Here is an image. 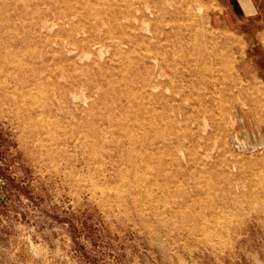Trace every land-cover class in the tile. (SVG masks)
I'll return each instance as SVG.
<instances>
[{"label":"rangeland","instance_id":"374dc122","mask_svg":"<svg viewBox=\"0 0 264 264\" xmlns=\"http://www.w3.org/2000/svg\"><path fill=\"white\" fill-rule=\"evenodd\" d=\"M118 2L0 0V264H264V0L141 4L167 11L137 30L169 32L166 106L141 40L57 31L116 30Z\"/></svg>","mask_w":264,"mask_h":264},{"label":"bare ground","instance_id":"6f19581e","mask_svg":"<svg viewBox=\"0 0 264 264\" xmlns=\"http://www.w3.org/2000/svg\"><path fill=\"white\" fill-rule=\"evenodd\" d=\"M148 1L150 0H119V7L111 14L113 16L112 21L117 27L116 30H113L110 27L102 29L100 27L102 26V23H90L87 25L85 22H81V20L78 21L77 25H74V20L67 18L59 22L57 31L61 32L62 34L72 35L71 37L73 38L74 42L82 45L83 48H80L79 45H77V47L81 49L83 53L85 52V48L95 45V38L98 37L96 35H99L98 31H103L105 38H108L111 44L114 42L113 46L115 47L116 52H123L121 48L123 43H127L130 45V47L135 49L141 40L140 52L141 54L144 53V56L141 57V61L148 71L147 76L140 86V89L142 90V94L150 96L156 101H159L163 106H166L171 103L175 97H171L165 93L166 88L169 89L170 85L167 80H163L161 78L166 74V66L174 67L173 63H171L163 54L166 48L170 45L169 32H167L163 26H155L150 28L149 33H143L141 31L138 32L137 30L140 29V26L143 25V22L149 24V20H155L156 22L158 20H165L167 11L164 9H159L157 4H154L153 6L149 4L147 6V10H142L141 4ZM157 2L158 4L166 2L171 3L172 0H157ZM136 20H139L141 23L137 24ZM67 24H69V26ZM46 25L47 16L42 18L40 22H37L33 26V29L34 31L39 30V34L46 36L47 33L43 32V28ZM133 29L135 32H132ZM79 32H81V36L76 37L74 33ZM117 37L120 39V43L118 45L115 43V38ZM77 47L75 48L77 49ZM68 51L74 53L75 50L74 48L69 47ZM74 56L77 55H73L71 57ZM147 59L154 60L155 63L152 64L151 62H148ZM74 63L75 62H71L70 65H73ZM136 75L140 77L141 74ZM141 107H138V109ZM179 110L184 113V109L181 104L179 105ZM101 118H103V115Z\"/></svg>","mask_w":264,"mask_h":264},{"label":"crops","instance_id":"0c3cea01","mask_svg":"<svg viewBox=\"0 0 264 264\" xmlns=\"http://www.w3.org/2000/svg\"><path fill=\"white\" fill-rule=\"evenodd\" d=\"M237 5H239V7H243V9L246 10H252L253 8H255L254 4L252 5L253 2H251V0H235Z\"/></svg>","mask_w":264,"mask_h":264}]
</instances>
